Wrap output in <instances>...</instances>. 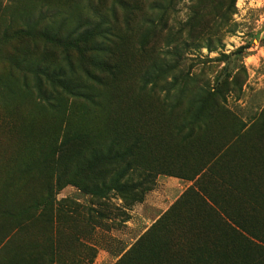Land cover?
Listing matches in <instances>:
<instances>
[{"label":"rangeland","instance_id":"obj_1","mask_svg":"<svg viewBox=\"0 0 264 264\" xmlns=\"http://www.w3.org/2000/svg\"><path fill=\"white\" fill-rule=\"evenodd\" d=\"M62 20L77 34L103 23L104 69L98 47L66 54L27 29ZM28 63L54 65L90 99L62 91L64 109L49 108L38 80L61 89ZM193 99L205 118L190 126ZM93 150L110 159L91 164ZM199 186L223 224L192 238L145 229ZM237 195L242 211L226 202ZM222 248L225 264H264V0H0V264H223Z\"/></svg>","mask_w":264,"mask_h":264},{"label":"trees","instance_id":"obj_2","mask_svg":"<svg viewBox=\"0 0 264 264\" xmlns=\"http://www.w3.org/2000/svg\"><path fill=\"white\" fill-rule=\"evenodd\" d=\"M153 9H158L157 5L153 6ZM153 13V12H152ZM148 23L150 24L151 29H154L155 26H153L154 19L153 16L148 17ZM94 27L90 30L87 29L82 34H77V28H71V24L65 23L64 20L61 21L60 24L56 25V22L50 23L49 26H46L44 30H40L42 33H35V28L31 25L27 26L28 31L30 32V35H36L38 37H44L46 41L49 43L61 47L63 49L64 53L68 54L69 51L76 50L77 52L81 53L82 50H86L88 47L90 50H95V46L98 47L100 50H98L97 55L95 58L93 57V63L94 66L97 67H103V69L107 66V63L104 62L102 59L111 56V48L107 42H109V39L107 38L108 29L103 28V23L99 22L96 24H93ZM54 31V33H51ZM24 33V32H23ZM68 56H66V60L68 59ZM95 59V60H94ZM107 61V60H106ZM25 61H23L24 63ZM97 63V64H96ZM32 67H34L32 69ZM59 70H61L60 67H57ZM29 73L33 74L34 76H43L45 80L53 85V87H57L61 89L60 91L53 89H47L44 87L45 84L41 80H38L36 84V95L39 101L49 106V108L54 109L56 111L63 110L65 107L64 101L60 97V94H69L73 96H80L89 98V92L87 87L82 86L76 82H73L71 79L67 78H58L59 73L56 71V68L54 65L48 64L46 67L42 65H39L38 63H28L27 68ZM53 69V72L51 71ZM76 84L80 85L77 86ZM55 91V97H52L54 95ZM182 94V93H181ZM204 101L202 100H194L191 103V106L187 109V125L195 126L202 120H204ZM93 150L91 152V164H93L95 161H104L110 159V152L103 153L100 151ZM118 156H115L117 158ZM122 158L124 161L125 155L118 157ZM127 166V165H125ZM253 168V167H252ZM94 171V169H92ZM243 176V175H242ZM245 179H242L241 181L244 182ZM222 182V181H221ZM216 184V182H215ZM214 184V185H215ZM241 183L236 182V185L240 186ZM77 186V185H76ZM235 186L233 182H228V187ZM77 188L82 191L85 194L94 195V196H103V190L98 186H90L87 183L80 184V186H77ZM199 191L201 193H194L192 190L185 192L181 197H179L172 206L157 220V222L151 227L153 230L154 228H162L164 232L168 231L170 233V229H173L174 227L178 228L179 230L188 229L187 234L189 235L192 232V236L197 234L199 231H195L196 229H213L214 227H218V225L223 224L224 220V214L223 211L221 213V210H223L220 203H217L216 198L213 197V194L211 192L206 191L202 186H199ZM193 192V193H192ZM137 195L132 199L131 206L133 204H138L143 201V194L142 192H136ZM190 194V195H189ZM215 195V194H214ZM243 196H240L236 198L227 197V203H237L238 207L237 209L244 208L246 200L243 198ZM211 201L213 203V207L210 206L208 203ZM230 207V205H228ZM240 206V208H239ZM202 208H205L204 212H200ZM232 211V210H231ZM230 211V212H231ZM206 212V213H205ZM230 212H225V215L228 216L229 219H231ZM205 213V214H204ZM222 216H221V214ZM230 215V216H229ZM234 218H232L233 220ZM231 222V221H230ZM240 227L241 225L237 223ZM193 230L195 232H193ZM182 234V233H181ZM231 234L235 235L240 239L243 240V237L234 231H231ZM188 237V236H186ZM198 237V236H196ZM211 243L210 245L212 246ZM170 245L172 248V243H166V245H160L157 249L165 250V252H168L170 249ZM178 246L179 244L175 243V246ZM180 245V248L186 252V255H191V253L194 251L195 248H193L190 245ZM226 248H222V252L219 255H216L218 258L217 260L225 264V262L228 260V256L226 255ZM179 249V251H182ZM197 250H200L197 248ZM148 252V251H147ZM229 253V252H228ZM230 255L235 256L237 255V252L230 250ZM149 257L144 256L140 260L144 261L141 264H148Z\"/></svg>","mask_w":264,"mask_h":264},{"label":"crops","instance_id":"obj_3","mask_svg":"<svg viewBox=\"0 0 264 264\" xmlns=\"http://www.w3.org/2000/svg\"><path fill=\"white\" fill-rule=\"evenodd\" d=\"M177 200V198L176 199H174V202ZM174 202H172V203H174ZM171 203V204H172ZM169 208H166L163 212H162V214L154 221V222H152L151 224H149L148 225V227L147 228H145L146 230L147 229H149L150 227H152L156 222H157V220L168 210ZM134 227V226H133ZM135 227L136 228H138L139 227V225H135Z\"/></svg>","mask_w":264,"mask_h":264}]
</instances>
